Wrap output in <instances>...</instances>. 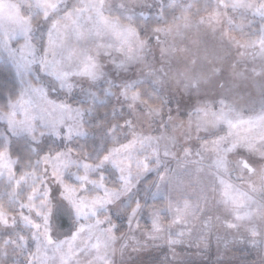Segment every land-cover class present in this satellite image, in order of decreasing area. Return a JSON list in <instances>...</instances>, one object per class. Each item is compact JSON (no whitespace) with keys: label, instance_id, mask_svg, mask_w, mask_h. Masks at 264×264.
<instances>
[{"label":"snow or ice","instance_id":"obj_1","mask_svg":"<svg viewBox=\"0 0 264 264\" xmlns=\"http://www.w3.org/2000/svg\"><path fill=\"white\" fill-rule=\"evenodd\" d=\"M244 6L217 0L190 20L186 0H0V181L11 188L7 203L0 198V264L25 253V264H125L128 249L145 246L138 232L152 241L166 233L174 249L193 220L201 235L216 224L229 234L243 228L264 249V105L245 119L222 94L182 117L165 112L170 101L160 95L171 85L199 97L203 73L219 76L188 33L204 25L215 36L226 9ZM253 11L264 17V0ZM234 43L264 58V24L251 44ZM253 72L264 78V65ZM232 73L242 75L235 65ZM217 87L230 90L218 79ZM112 101L110 120L105 111L107 123L99 121ZM101 127L107 148L92 131ZM89 137L100 141L95 160ZM229 156L255 177L247 191L221 175ZM205 170L214 179L194 196L172 197L169 185ZM57 221L66 225L59 233Z\"/></svg>","mask_w":264,"mask_h":264},{"label":"rangeland","instance_id":"obj_2","mask_svg":"<svg viewBox=\"0 0 264 264\" xmlns=\"http://www.w3.org/2000/svg\"><path fill=\"white\" fill-rule=\"evenodd\" d=\"M194 1L197 0H186L190 4ZM211 2V9L208 13L212 12L217 0H211ZM225 2L233 4L236 0H225ZM258 3L259 0H243L244 7H228L226 9L227 16L222 17L223 22L218 25L215 36L204 25L200 26L199 31L193 29L192 32L188 33L192 38L199 39L201 50H208L209 59L206 63L214 65L220 70V74L213 79L210 73H203L204 84L199 97L194 95L190 97V94L185 93L183 89L171 85L166 89H162L160 95L167 96L170 101L165 108V112H167L169 107L172 109L173 115H176L179 109L183 117L198 99L214 101L222 94L227 101H235L237 109L241 111V115L245 119L260 111L262 105H264V96L261 95V88L264 87V78L255 77L253 69L259 71L261 65H264V58L259 55V49L239 47L234 43V41H239L241 44H251L252 41L259 37L261 25L264 24V17L254 14L253 8ZM249 5L252 7H248ZM224 11L225 9H221V12ZM200 16L190 17V20H197ZM229 19L232 22L231 24H229ZM221 31L227 32L222 46L217 39ZM214 55L223 57L222 62H217L213 59ZM232 65H235L237 71L242 74L238 78H233ZM217 79L224 81L225 88L230 90L222 93V90L217 87ZM112 103H115V101H112ZM110 118L111 113L109 111L108 119L110 120ZM99 121L107 123L104 114L99 116ZM92 123H97V120L94 118ZM92 131L101 135L105 142V148H107L108 140L102 136L103 127L93 128ZM99 144V140L93 137L88 138L87 151L91 153L90 159H96ZM209 155L212 154L210 153ZM253 159H259V157L253 156ZM226 164L227 169L221 175L226 180H230L236 187L247 191L248 183L254 180L255 177H249L246 173L242 176L235 164L234 157L229 156ZM168 166L176 169L177 163L175 160H170ZM152 176H155V174ZM211 179L214 178L208 175L207 170L200 173L193 172L191 175L184 176V182L181 185H169L168 190L174 199H182L185 194L194 196L196 191L206 185ZM49 182L51 183V181ZM20 191L21 195H23L26 189L21 186ZM212 195V193H209L210 197ZM254 195L259 198L260 194ZM214 203V200H210V204ZM163 215L165 217L164 222L167 223L168 213L165 211ZM190 230L191 236L183 238L174 249H170L166 243V233L162 234L160 239L152 241L147 239L142 232H138L137 236L141 241V245L145 246L141 247L139 252H133L128 249L124 256L125 264H162L165 256L168 258V264H264V249L253 247L245 239V230L243 228L240 229L241 234L236 232L229 234L225 232L222 226L216 224L215 227L204 231L203 235H201L200 221L193 220ZM59 231L58 229V233ZM172 231H177V228L174 227ZM216 246L220 252L217 256H214L212 249H215ZM26 255V253L17 255L19 264H25ZM8 259H12L11 250Z\"/></svg>","mask_w":264,"mask_h":264},{"label":"trees","instance_id":"obj_3","mask_svg":"<svg viewBox=\"0 0 264 264\" xmlns=\"http://www.w3.org/2000/svg\"><path fill=\"white\" fill-rule=\"evenodd\" d=\"M211 0H197L192 2V8L190 9V12L192 13V16L190 17H196V16H202L205 15L206 12H208L211 9ZM173 11H176L177 14H179V10L174 9ZM0 86L6 87L7 85L4 83L3 77H0ZM111 104L106 105V106H100L98 109V116L101 114H104L105 111H110ZM23 163V161H22ZM151 179L156 180L155 176H151ZM11 190L10 186L3 181H0V198L4 200L5 203H7V193ZM151 203V201H149ZM159 201H157L158 203ZM144 223V221H142ZM57 227L59 230L62 228H66V225L61 226L59 225V222L57 221Z\"/></svg>","mask_w":264,"mask_h":264},{"label":"crops","instance_id":"obj_4","mask_svg":"<svg viewBox=\"0 0 264 264\" xmlns=\"http://www.w3.org/2000/svg\"><path fill=\"white\" fill-rule=\"evenodd\" d=\"M212 250H213L212 252H213V255H214V256H217L218 253L220 252L217 246L215 247V249H212ZM242 254H243V253H242Z\"/></svg>","mask_w":264,"mask_h":264}]
</instances>
